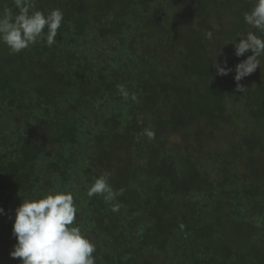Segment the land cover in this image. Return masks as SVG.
Instances as JSON below:
<instances>
[{
    "label": "trees",
    "instance_id": "1",
    "mask_svg": "<svg viewBox=\"0 0 264 264\" xmlns=\"http://www.w3.org/2000/svg\"><path fill=\"white\" fill-rule=\"evenodd\" d=\"M254 3L37 0L64 13L57 42L15 55L0 44V264H20L23 199L64 190L96 264H264V57L237 92L252 53L229 44L256 31ZM106 173L116 212L87 195Z\"/></svg>",
    "mask_w": 264,
    "mask_h": 264
},
{
    "label": "clouds",
    "instance_id": "2",
    "mask_svg": "<svg viewBox=\"0 0 264 264\" xmlns=\"http://www.w3.org/2000/svg\"><path fill=\"white\" fill-rule=\"evenodd\" d=\"M12 3L17 9L16 13L10 8L0 12V44L7 46L10 54H19L38 43L51 47L57 42L58 30L64 22L61 9L45 13L37 9V0H12ZM244 22L256 31H248L246 36L239 38L238 43L237 40L229 43L234 46L237 58L244 57L249 51L252 53L235 66L236 91L241 93L246 88L240 81L260 69V58L264 57V0H255L251 10L244 13ZM205 35L208 40L213 38L211 31ZM214 68L217 75L222 77L233 71L228 66L227 58L223 66L217 59ZM117 87L127 99L129 93L125 86ZM132 99L135 100L136 96L133 95ZM145 135L152 138L154 132L145 130ZM109 176L106 173L96 178L88 187L87 195L102 197L116 212L120 206L113 204V201L122 194V190L113 189ZM75 195L71 190H64L23 199V203L15 209L12 235L17 243L10 257L18 258L20 264H96V244L77 222L79 207ZM3 214L5 210L0 208V215Z\"/></svg>",
    "mask_w": 264,
    "mask_h": 264
},
{
    "label": "rangeland",
    "instance_id": "3",
    "mask_svg": "<svg viewBox=\"0 0 264 264\" xmlns=\"http://www.w3.org/2000/svg\"><path fill=\"white\" fill-rule=\"evenodd\" d=\"M254 77H256L257 79L258 78H260L261 77V75H262V67L260 66V69L258 68L257 70H256V72H254L253 74H252ZM263 122V121H262ZM263 124H264V122H263ZM37 197H39V195H37ZM92 239V238H91ZM92 241V240H91ZM93 242V241H92ZM18 259V258H17Z\"/></svg>",
    "mask_w": 264,
    "mask_h": 264
}]
</instances>
